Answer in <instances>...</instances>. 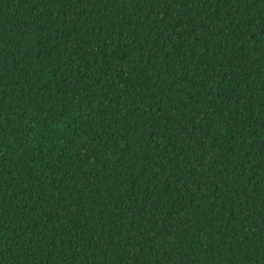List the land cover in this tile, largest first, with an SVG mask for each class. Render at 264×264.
Wrapping results in <instances>:
<instances>
[{"label":"trees","instance_id":"obj_1","mask_svg":"<svg viewBox=\"0 0 264 264\" xmlns=\"http://www.w3.org/2000/svg\"><path fill=\"white\" fill-rule=\"evenodd\" d=\"M0 264H264V0H0Z\"/></svg>","mask_w":264,"mask_h":264}]
</instances>
